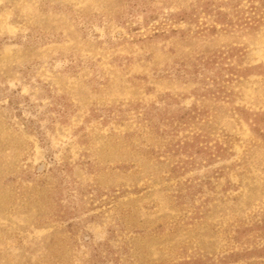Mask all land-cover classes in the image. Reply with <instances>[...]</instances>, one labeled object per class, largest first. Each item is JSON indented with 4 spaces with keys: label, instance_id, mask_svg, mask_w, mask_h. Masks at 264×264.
I'll list each match as a JSON object with an SVG mask.
<instances>
[{
    "label": "rangeland",
    "instance_id": "rangeland-1",
    "mask_svg": "<svg viewBox=\"0 0 264 264\" xmlns=\"http://www.w3.org/2000/svg\"><path fill=\"white\" fill-rule=\"evenodd\" d=\"M0 264H264V0H0Z\"/></svg>",
    "mask_w": 264,
    "mask_h": 264
}]
</instances>
